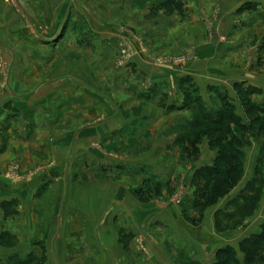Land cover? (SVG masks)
Wrapping results in <instances>:
<instances>
[{
	"label": "crops",
	"instance_id": "0c3cea01",
	"mask_svg": "<svg viewBox=\"0 0 264 264\" xmlns=\"http://www.w3.org/2000/svg\"><path fill=\"white\" fill-rule=\"evenodd\" d=\"M186 6L185 19L130 17L139 37L116 18H86L77 61L58 55L80 26L76 18L54 47L51 36L33 37L29 53L24 39L15 40L21 53L0 41V60L13 63L0 80V264L29 255L24 264H218L226 247L245 264L241 242L264 224V138L249 137L241 179L191 223L186 216L200 213L196 171L214 163L218 148L207 134L196 136L190 122L198 112L186 106L179 80L191 79L208 111L219 109L221 93L249 125L234 84L256 89L252 99L264 105L256 53L264 44V0ZM121 43L136 52L126 67L116 65ZM183 51L193 58L177 66L149 57ZM31 60L33 72L22 64ZM145 180L161 183L148 202L135 194Z\"/></svg>",
	"mask_w": 264,
	"mask_h": 264
},
{
	"label": "rangeland",
	"instance_id": "374dc122",
	"mask_svg": "<svg viewBox=\"0 0 264 264\" xmlns=\"http://www.w3.org/2000/svg\"><path fill=\"white\" fill-rule=\"evenodd\" d=\"M160 1L162 0H0V41L4 42L7 46L6 48L12 50V52L21 53L18 50H23L24 46H22L21 43H18L20 46L15 45V40L17 38L18 40L24 39L23 43L25 45V52L29 53L30 51L27 50L28 48L26 49V47L32 44L33 37L38 35L41 38L51 36L53 42L49 43L52 47H54L56 45L55 43H58L67 33L68 23L72 20V18H76L81 21L80 26L72 28L71 33L73 37L69 38V40H64L63 43L59 44L58 55L60 53H65L67 54V59L69 57V60L73 59L77 61L81 59L80 55H82V46H86L83 42V39L80 40V37L82 38V35H84V29L86 26L82 25L87 22L86 18L88 17L93 19H99V17L103 16L108 18L112 17L113 19L116 18L120 21V27L122 28V31L125 33L129 31L135 36H138L136 27L126 22L130 17L140 16L139 14H142L140 16L142 18L149 16L151 19L158 17L160 14L165 16L178 14L182 19L189 17L190 9L186 6L187 0H183L185 9L183 14H180L178 11L172 14H167L163 10L155 12L153 7ZM244 8L249 7L245 5ZM138 37H135V39L141 41V38L138 39ZM141 43L143 42L141 41ZM88 45L90 46V44ZM257 48V61L259 64H264V44L258 46ZM135 53L136 52L132 44L130 45L129 43H121L118 53L115 56L116 65L119 67H126L134 58ZM0 55H2L1 48ZM81 57L84 59L83 56ZM149 57H151V60L155 65L160 67L177 66L185 64L187 61L191 60L193 58V53L190 51H183L175 52L174 54H150ZM88 59L93 60L94 58L90 57ZM57 61L61 63L65 60L57 59ZM10 64L12 65L13 63H9L8 66V64L3 63V61L0 60V80L5 78L8 70L11 69L12 66ZM17 64L18 63H15V65ZM22 64L31 68L33 72L32 60L24 61ZM94 69V80H96L95 82L101 83L102 78L99 77L100 74L98 73L97 68ZM0 88H2L1 84ZM183 88L185 89V87ZM255 92L258 91L255 89L252 94ZM193 96L194 94L190 97L189 101L192 100ZM250 99H252V95L250 96ZM190 105H192V101L190 102ZM194 113L196 114V112ZM200 123L202 125L201 132L207 134L204 132L206 126H204L202 122ZM195 133L196 136L199 135L197 131H195ZM250 136L253 137L254 141H259L260 139L264 138V128L262 131L251 130L249 133H247V135L243 134V139H245L247 142L242 144L240 148L241 151L242 147L250 142ZM15 166L16 163L11 164V172L16 171ZM261 252H264V247ZM185 264L190 263L186 262Z\"/></svg>",
	"mask_w": 264,
	"mask_h": 264
},
{
	"label": "trees",
	"instance_id": "16d2710c",
	"mask_svg": "<svg viewBox=\"0 0 264 264\" xmlns=\"http://www.w3.org/2000/svg\"><path fill=\"white\" fill-rule=\"evenodd\" d=\"M155 12L163 10L167 14H172L178 11L183 14V0H162L153 7ZM180 85L185 87V102L186 106L196 109L198 114L195 119L190 122L196 126V131L201 134L202 124L205 127L204 132L210 137L212 146L218 148V153L214 163L211 166H206L196 171V207L200 209L198 217L186 216L193 224H197L201 220V210L207 204H212L216 199L228 193L242 176L243 172V152L241 151L242 144L247 141L243 139V134L252 131H262L264 128V105H259L250 99V96L255 91L253 88L244 87L242 84H234L237 96L241 102V106L245 115L249 119V125L242 123V119L235 115L232 106L225 96L217 93L219 100V109L210 111L204 108V103L198 94V88L192 83L189 77H182L179 80ZM215 91L217 88L212 87ZM192 105H190V97ZM233 123V127L229 126ZM247 139V136H246ZM264 145V144H263ZM264 148V146H263ZM161 183L155 182L152 185L149 180L143 182V186L139 187L135 194L143 202H148L154 195L160 194ZM260 186L248 201L243 204V214L252 210V206L256 203L260 194ZM264 247V224L260 226V230L256 233L245 237L241 242L240 249L245 254V264H264V254L261 250ZM218 264H240L230 247L221 248L217 251ZM16 264H24L29 261L30 255L24 259L14 256ZM13 257V258H14Z\"/></svg>",
	"mask_w": 264,
	"mask_h": 264
},
{
	"label": "water",
	"instance_id": "95a60500",
	"mask_svg": "<svg viewBox=\"0 0 264 264\" xmlns=\"http://www.w3.org/2000/svg\"><path fill=\"white\" fill-rule=\"evenodd\" d=\"M206 264H217V262L215 261H213V262H209V263H206Z\"/></svg>",
	"mask_w": 264,
	"mask_h": 264
}]
</instances>
